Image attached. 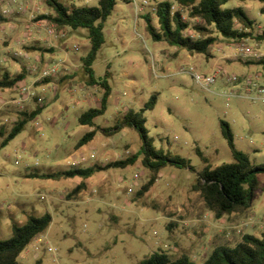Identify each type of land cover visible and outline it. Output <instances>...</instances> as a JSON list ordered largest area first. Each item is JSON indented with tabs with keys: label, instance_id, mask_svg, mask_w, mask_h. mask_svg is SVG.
<instances>
[{
	"label": "rangeland",
	"instance_id": "rangeland-1",
	"mask_svg": "<svg viewBox=\"0 0 264 264\" xmlns=\"http://www.w3.org/2000/svg\"><path fill=\"white\" fill-rule=\"evenodd\" d=\"M32 1L38 11H50L43 0ZM59 1L75 6L95 4L84 0ZM134 1L139 5L142 0ZM146 1L139 12L132 1L115 4L103 22V44L91 66V78L96 82L104 79L105 72L109 74L105 78L109 86L105 111L94 118V126L112 127L127 110H140L155 94L153 108L143 113L148 136L156 149L185 158L193 168L191 171L166 165L141 197L137 191L149 177V171L140 162L141 155L126 168L95 172L84 180L85 189L70 200L66 194L82 178L39 177L124 159L139 153L142 142L133 128L126 127L109 137L97 132L93 140L76 147L81 136L90 130L80 125L78 118L89 108H98L103 93L98 84L86 85L88 75L80 63L89 50L86 36L67 31L55 48L43 40L47 34L42 29L37 34L40 40H33L27 17L29 8L24 7L0 22L2 72L15 75L22 65L40 64L33 56L44 53L47 64L66 73L59 81L50 76L48 84H35L38 95L44 99L42 103L32 100L21 108L7 105L0 110L1 142L16 111H31L37 104L44 106L0 148V240L9 238L11 225L22 224L29 214L51 216L46 231L20 253V264H136L158 250L172 257L186 254L199 263L216 232L225 231L230 238L243 232L259 236L264 231V173L256 174L260 189L251 200L248 217L241 221L215 220L202 210L198 193L190 188L196 172L205 166L214 168L232 162L220 121L229 125L237 150L245 153L252 164L264 163V101L256 97V87H264V63L245 64L233 59L212 84L201 86L192 72L210 74L215 67L206 71L209 60L200 54L192 57L186 50L164 41L152 40L140 17L146 12L152 26L157 27L154 9L158 3L169 2L174 9L177 4L174 0ZM18 3L25 5L24 0ZM221 8H241L254 25L264 29V14L260 12L264 2L226 0ZM41 14L37 13L34 21H39L36 19ZM77 30L86 33L85 29ZM215 36L210 51L219 57L227 39L216 33ZM243 41L264 54V44L258 47L251 40ZM30 45L52 50L31 52L24 57V46ZM72 59L77 65H69ZM31 76L27 75L26 80L30 77L31 81ZM228 76H236L237 80L227 82ZM231 93L235 96L227 98ZM12 95L13 89L0 90L3 100Z\"/></svg>",
	"mask_w": 264,
	"mask_h": 264
},
{
	"label": "trees",
	"instance_id": "trees-1",
	"mask_svg": "<svg viewBox=\"0 0 264 264\" xmlns=\"http://www.w3.org/2000/svg\"><path fill=\"white\" fill-rule=\"evenodd\" d=\"M94 5L75 6L64 4L59 0H43L50 11L43 13L36 20H45L54 25L57 34L77 29L86 30V38L89 42V50L81 59L84 72L88 75L87 86L98 84L103 89L98 108H89L78 118L80 125L91 128L77 141L76 147L90 142L100 132L104 136H112L123 128H133L141 139L140 152L124 159L108 162L103 165L93 164L87 168H72L39 177L45 179H60L78 176L82 181L66 194V199L76 198L84 189V180L95 172L106 171L109 168H126L133 165L141 155V164L149 171L148 180L140 186L137 196H143L155 183L160 170L166 165L177 168H187L193 171L189 161L178 155H171L156 149L152 139L148 136L145 128L143 113L151 110L156 101V95L152 94L138 111L127 110L121 120L110 128H98L94 126L95 117L103 114L109 95V86L105 78L109 75L104 73V79L100 82L91 78L92 63L96 53L103 44V22L111 14L113 7L118 1L130 2V0H93ZM178 8L174 9L169 2H160L154 9L157 19V27L152 26L150 17L144 14L145 30L154 41H164L169 46H175L186 50L189 54H200L206 60L213 57L210 47L216 42V34L226 38V42L238 43L254 35V39L261 42L264 34L258 35L255 31L254 22L243 12L241 8L222 9L226 0H174ZM245 1V0H242ZM264 2V0H256ZM264 14V8L260 10ZM185 15V16H184ZM35 19V18H34ZM5 16L0 14V22H5ZM65 33V32H64ZM26 53L48 51L51 48L41 46H24ZM35 63V62H34ZM249 63V62H248ZM256 63H264L263 60ZM35 64H38L37 62ZM41 66L40 64H38ZM27 65H22L19 73L11 75L0 68V90L14 89L29 75ZM41 83H48L44 78ZM33 100L37 101V97ZM44 106L37 104L31 111L18 110L15 112V120L10 130L0 142V148L4 147L18 133L27 122L32 121ZM1 126L0 134L2 135ZM220 131L225 139L232 162L223 163L211 168L205 166L196 172L195 182L191 185V191L198 193L202 202V210L212 214L217 221L225 222L241 221L248 217L250 203L260 185L256 180L257 173H264L263 164H252L248 156L235 148L233 135L229 125L220 121ZM197 155L205 161L202 154L197 150ZM36 176V175H34ZM51 222L49 213L41 216L29 214L25 221L18 225H11V236L0 240V264H20L18 257L23 249L38 235L43 234ZM173 225V224H169ZM197 263L186 254L172 257L164 250H158L143 258L136 264H264V231L256 236L243 232L241 235L233 234L230 238L225 231L216 232Z\"/></svg>",
	"mask_w": 264,
	"mask_h": 264
},
{
	"label": "built area",
	"instance_id": "built-area-1",
	"mask_svg": "<svg viewBox=\"0 0 264 264\" xmlns=\"http://www.w3.org/2000/svg\"><path fill=\"white\" fill-rule=\"evenodd\" d=\"M90 1L93 0H84L85 3ZM130 1L133 2L135 6V10L137 12L142 11L143 6L147 4L146 0H142L139 5L135 3L134 0H130ZM24 4H25V8H29L28 21L30 24L40 27L41 29H44L49 38L58 35L54 25L48 23L47 21H34L36 6L34 5V2L32 0H24ZM14 7H16V10L13 9ZM22 7L24 6L18 3V0H0V14L5 17L13 13H17V12L20 13L23 10ZM255 31L258 35L264 34V29H262V27L256 26ZM59 36L64 37V34L60 33ZM232 48L234 49L235 56L244 62L248 60L259 61L264 59L263 53H261L256 48L246 44L243 40L238 43H235L232 46ZM27 55H28L27 53H23L24 57H27ZM26 69L28 70L29 74L33 75L32 76L33 79L28 83H21L17 87H15L13 89V95L9 99L3 100L0 98V110L5 108L7 105L12 106L14 108H21L22 105L30 103L34 97H37V102L39 103L43 102L44 99L43 97L38 95L35 84L37 82H40L42 79L53 75L57 71V66L56 65L39 66L38 64H32V65H28ZM190 71L193 70L190 69ZM223 71L224 70L221 67L215 66V69L210 74L200 75L198 73L192 72V75L194 79L201 86L205 87L212 84L215 81L217 75L222 74ZM236 80H237L236 76H228L226 78L227 82H235ZM263 95H264V87L257 86L256 87L257 99L259 100L263 99L262 98ZM226 96L228 98L235 96V94L231 93V94H227ZM249 222H251L250 219Z\"/></svg>",
	"mask_w": 264,
	"mask_h": 264
},
{
	"label": "crops",
	"instance_id": "crops-1",
	"mask_svg": "<svg viewBox=\"0 0 264 264\" xmlns=\"http://www.w3.org/2000/svg\"><path fill=\"white\" fill-rule=\"evenodd\" d=\"M22 6H23V4H22ZM23 8V7H22ZM24 8H25V5H24ZM13 9H15L16 10V7H14ZM17 12V11H16ZM19 12H17V13H15V14H18ZM37 13H46V12H42V11H38L37 10V8H36V11H35V16H36V14ZM146 12H143V13H141V15H140V17H142L144 14H145ZM27 17H28V15H27ZM39 21H45V20H39ZM30 27H31V30H32V32L30 31V36H31V39H33V40H40V38H38L37 37V34H40V32H41V28L40 27H37V26H35V25H32V24H30ZM33 30H34V32H33ZM70 32L68 29H66V31H64L63 32V34H64V37H60L59 35H56L55 37H48V36H46L43 40H45V42H46V44H47V42H49L50 43V45H52V46H54L55 48L57 47V42H62V40H63V38H65V36L67 35L66 34V32ZM72 33H75V34H79V35H85L86 36V34L87 33H84V34H82L81 32H79L78 30H74V31H71ZM254 34H255V29H254ZM30 38V37H29ZM246 40H251V41H253V42H255V44L259 47L261 44H264L263 43V41H261V42H259V41H257V40H255L254 39V35H252V36H249V38H246ZM233 42H228V43H226V41H225V48H224V50L222 51V53L220 54V56L219 57H216V56H214V54L211 52V54L213 55V57L212 58H210L209 59V63H210V66L207 68V70L206 71H210V70H212V69H214V67L215 66H219V67H221L222 69H224L225 67H228V66H230L231 65V60H233V59H237V60H240V59H238L236 56H235V54H234V49L232 48V46H233V44H232ZM44 54V53H43ZM43 54H40V53H37L36 55H34L33 56V60H36L37 58H38V60L40 61V65L41 66H51V65H49V64H47V62L45 61V59H44V55ZM195 55H197V54H190V56H192V57H194ZM42 60H43V62H42ZM221 60H224V63H219V61H221ZM242 61V60H241ZM76 62L77 61H75L74 59H72V60H69V65H77L76 64ZM242 62H244V61H242ZM251 63V64H253V63H256V61H253V60H249V61H246V62H244L245 64H249V63ZM41 63H43V64H41ZM80 63H81V61H80ZM81 65H82V63H81ZM71 74H73V73H69V75H71ZM64 76H66V73H61V72H59L58 71V69H57V71L53 74V75H51V78H53V77H55V78H58V81L62 78V77H64ZM32 77V76H31ZM27 79V76L23 79V81H22V83H25V81H27L26 83H28L29 81H30V77H29V79L28 80H26ZM32 80V79H31ZM49 83V82H48ZM47 83V84H48ZM92 87V86H91ZM262 98L263 99H260L261 101H264V95L262 96ZM91 129V128H90ZM95 137V136H94ZM93 140V139H92Z\"/></svg>",
	"mask_w": 264,
	"mask_h": 264
}]
</instances>
